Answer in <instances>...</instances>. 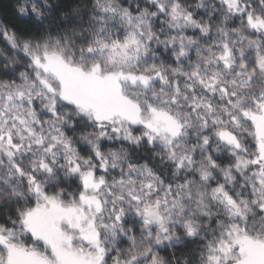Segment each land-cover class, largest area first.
Instances as JSON below:
<instances>
[{
	"label": "snow or ice",
	"instance_id": "1",
	"mask_svg": "<svg viewBox=\"0 0 264 264\" xmlns=\"http://www.w3.org/2000/svg\"><path fill=\"white\" fill-rule=\"evenodd\" d=\"M0 264H264V0H9Z\"/></svg>",
	"mask_w": 264,
	"mask_h": 264
},
{
	"label": "trees",
	"instance_id": "2",
	"mask_svg": "<svg viewBox=\"0 0 264 264\" xmlns=\"http://www.w3.org/2000/svg\"><path fill=\"white\" fill-rule=\"evenodd\" d=\"M0 14H7L11 18L9 0H0Z\"/></svg>",
	"mask_w": 264,
	"mask_h": 264
}]
</instances>
